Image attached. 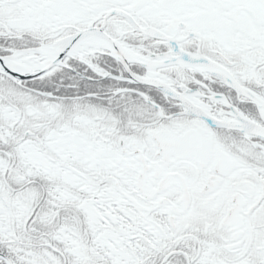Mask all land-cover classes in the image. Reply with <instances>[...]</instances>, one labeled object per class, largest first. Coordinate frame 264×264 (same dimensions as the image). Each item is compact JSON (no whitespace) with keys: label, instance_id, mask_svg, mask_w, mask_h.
<instances>
[{"label":"flooded vegetation","instance_id":"1","mask_svg":"<svg viewBox=\"0 0 264 264\" xmlns=\"http://www.w3.org/2000/svg\"><path fill=\"white\" fill-rule=\"evenodd\" d=\"M115 10L129 13L141 31L137 30L128 18L117 12L105 16L108 11ZM88 27H101L103 32L123 46L127 45L124 41L130 37L134 40L139 39L138 42L142 45L140 48L144 52L146 77L149 73L148 65L150 64L148 61L162 62L163 66L159 73L163 74V79L189 102L192 100L181 93V87L209 85L211 88H206L204 92L198 91L199 96L209 102L222 97L225 103H227L228 97L230 100L232 99V104L227 103L228 108L231 105L242 103L247 115L251 116L255 122L264 125V105L258 108L246 102L245 95L232 89L228 77L230 74L244 91L248 94L251 92L259 99L264 100V0H0V55H9L24 49L25 51L18 54L19 60L30 64L29 61L25 62V58L32 62L36 61L38 57L42 59L43 53L51 52L52 48L63 43L67 36ZM146 33L162 34L170 40L158 39L148 36ZM100 42L109 45L107 41L102 40L96 34L89 36L67 52L68 58L74 60L72 53L79 49L86 48L81 52V55L90 49L93 50L89 54L96 53L100 48L106 51L107 47L100 45ZM138 42L134 41L136 45ZM10 50L9 54H4ZM182 57L192 65H181L175 62L181 61ZM75 59L83 62L80 56ZM200 61L202 64L199 63ZM205 71H208L209 74L203 75L202 72ZM168 75L172 77H168ZM183 76L191 83H186ZM196 77L201 78L205 83H200L197 79L194 81ZM224 78H226V82ZM14 82L20 85V83ZM30 86L29 84L23 85L27 88H31ZM31 89L41 95L39 100L45 107L52 103L49 93L41 94L39 89L34 87ZM148 92L152 95L154 91L151 89ZM166 96L181 105L174 97ZM193 101H195L194 98ZM163 105L167 106L164 102ZM28 108L33 109L37 106H28ZM35 111L38 120L45 118V124H53L51 128L45 130L41 128L36 133L38 140L40 136L48 134L49 131L59 129L58 116L55 115L56 110L49 106L44 113ZM179 112L183 116H188L189 123L186 120L177 123L175 130L168 124V129L152 133L154 140L151 143L149 161L153 163L154 171L150 170L148 181L153 183L154 189L160 181L159 178L166 172H168L169 180L160 194L147 200L136 191L126 194L134 188L135 183L131 182V173L128 172L123 161H120L117 167L113 166L111 170L105 165L106 158L109 161L113 159V157L109 159L110 153L115 158H120L119 161L125 158V151L122 145L117 148V152L110 151L109 141L105 137L106 130L103 119H98L99 116L95 117L97 122L93 123L84 112L74 115L71 109H67L70 119H67L64 126L67 127L70 140H72V136H75L72 145L64 146V148H68L66 152L69 155L61 157L66 153L63 152L58 155L53 154L52 157L48 155L46 158L50 165V175H57L61 182L69 184L67 175L71 173L75 178L73 184L79 188L85 187L86 176L90 177L92 174L91 182L88 183L85 190L95 194L94 198H97L92 204L95 202L93 206L101 213L99 216L97 211L98 219L94 224L98 233L82 235L79 239H75L78 241V247L75 249L80 251L82 259H98L89 264H101L104 258H114L116 253L127 246L125 241L119 238L115 241L107 238L109 243L102 246L100 239L103 231L114 226L122 218V207L128 210L134 209L138 213L155 207L157 230H148L147 235L163 241L161 246H169L173 241H179L183 234H188L192 238L190 245L196 246L195 259H202V255L205 254L208 264H231V260L235 261L240 258L246 264H250L253 259L257 261V264L263 263L264 195L253 209L251 207L258 200L262 189L264 190V138L254 134L234 135L233 131L227 133L228 137L245 139L249 145L247 147L251 156L249 165L254 168L248 172H235L233 171L237 169L235 162L221 145L222 141L228 139L227 135L222 132L218 135L211 134L208 125L198 117L185 114L182 105ZM31 114L29 113V115ZM18 116L21 118L20 111H18ZM25 121L28 124H23V135L20 137L22 142H17L19 144L35 137V132L30 131V128L37 127L39 123L37 120L32 121L31 118H26ZM17 122L11 126V129ZM190 130L195 131L197 135L198 142L194 150L190 152L187 149L171 150L165 153L162 151L161 144L165 139L168 137L183 138ZM149 135L152 142L151 130ZM40 141H38V146L41 151L45 147L49 149L46 143ZM230 145L236 150L234 145ZM227 146L229 147V145ZM136 155L142 156L141 151L137 150ZM89 160H101L104 163L101 168L95 166L96 163L91 168L98 170L99 173L102 171L103 174L98 175V181L94 176V170L88 171L84 168L85 161L89 162ZM57 167L66 168L70 173L65 172L63 178L55 172ZM39 171L43 172L45 176L48 170L39 169ZM113 171L121 174V178L113 179L111 175ZM19 173L22 174L19 177L23 182L19 186V194L24 201L28 199V202L26 201L23 205L28 211L32 208L35 199L32 198V194L26 191L27 186L31 185V182H41L35 180L37 176L29 177L26 170H19ZM177 173L185 179L191 194L188 209L180 213H175L170 209L171 205L174 208L177 206L176 210H178L186 204L181 192L182 178H171L169 175ZM103 176L106 177L107 182L100 184ZM202 183H205V186L208 183L211 184L209 192L201 193L199 191V186ZM143 184H145V180H143ZM114 188L117 192L112 195L113 198L105 194L104 190L112 191ZM173 188L177 190V193L170 192ZM82 190L84 189L82 188ZM119 197L122 199V203L117 202ZM3 198L0 192V204H2ZM130 202L141 206L134 207ZM12 204L14 210L19 212L22 210L17 200ZM201 204L204 207H201ZM118 205L122 206L121 210L115 209ZM2 215H5L4 211L0 212V216ZM191 215L193 223L185 221L184 225L173 224L179 217L188 219ZM175 217L177 219L171 223ZM71 238L73 237H64L63 240L70 241ZM56 242L60 244L58 241ZM234 245L239 249L232 250ZM170 251L177 250L173 248ZM51 259L52 257L48 260L52 261Z\"/></svg>","mask_w":264,"mask_h":264},{"label":"trees","instance_id":"2","mask_svg":"<svg viewBox=\"0 0 264 264\" xmlns=\"http://www.w3.org/2000/svg\"><path fill=\"white\" fill-rule=\"evenodd\" d=\"M134 41L138 42L139 39L134 40L130 37L124 42L127 43V47L133 48L135 53L144 56L143 49L140 48L141 43L138 42L136 45ZM9 52L11 50L4 54H9ZM75 58L74 60L66 58V67L54 66L42 75L21 80L20 85L0 74V101L10 104L11 107L12 94H15L16 105H12L13 110L17 113L21 112L20 120L10 131V134L15 135L19 140V143L22 142L20 137L23 135V124H28L25 119L38 120L35 110L44 113L50 106L56 110L57 122L67 123V119H70L67 109H71L74 115L84 112L93 123L97 122L95 117L99 116L98 119H103L106 130L105 137L109 141L110 149L117 150L122 145L125 158L130 163L136 164L137 150L142 154H150L151 143L154 140L152 139L153 131H164V129H168V124L175 130L177 123L185 120L188 122V116L178 113L181 105L168 98L163 92L161 93L153 87L139 86L124 80L122 76H125V71L121 64L117 63L104 50L101 49L93 54L85 53L83 62H79ZM131 68L135 73L145 75L142 65L131 63ZM168 77L172 76L168 75ZM183 78L185 79L184 76ZM185 82L191 83L186 79ZM24 84L39 89L42 94L49 93L52 103L45 107L39 100L41 95L33 89L32 91L26 89L23 87ZM119 88H123L124 91L117 93ZM151 89L154 91L152 95L148 92ZM140 94H143L144 97ZM163 102L167 106H164ZM28 106H37V108L29 109ZM29 113L32 114L29 115ZM46 125L47 128H51L53 124ZM2 127L4 124L0 121V134L6 140V134ZM34 130L37 129L32 126L30 131L34 132ZM150 130L152 142L150 141ZM223 133L227 135L226 131ZM234 135L238 134L234 133ZM230 144L234 145L236 150ZM221 145L235 162L237 169L233 171L242 173L254 170L249 165L250 150H248L247 146L249 145L244 138L234 139L229 136L228 139L222 141ZM5 148V143L0 141V152H6V155H0L2 156V158L0 157V192L3 196L7 189L6 184L4 185L5 180L3 181V170L5 168L10 170L14 167L13 161L10 162L7 156L10 150H5ZM16 153L15 150V156L18 159ZM17 169L19 172L20 166ZM37 173L35 180L37 179L41 183L36 182L27 186L32 198L35 199L31 211H27L23 204L22 208L25 214L21 218L22 214L13 209V204L10 208L11 212L4 205L1 206L5 215L0 216V252L8 256L13 264H63V256L66 258V264H89L97 261L98 259H82L80 251L75 249L78 247V241L75 239H79L82 235L98 233L97 228L94 227L95 223H91L92 219L81 207L83 199L87 197L84 190L91 182L92 174L90 177L86 174V186L80 187L79 191L78 186H70L71 184L61 182L57 175L46 176L50 174L49 170L45 176L43 172L41 175H39V171ZM99 174L94 172L97 181ZM101 179L100 184L107 182L105 176ZM242 187L244 186L242 185ZM34 189L37 190L34 191ZM17 202L19 201L17 200ZM141 212L138 213L134 209L123 210L122 218L119 219L120 223L117 221L113 231L127 245L122 250L125 257L116 253L114 258H104L101 264H188V258L191 259L189 264H208L205 254L202 255V259H195L196 246L190 245L191 235L183 234L184 232L179 241L172 242L176 246L177 252L169 255V258H165L170 246H161L163 241L147 235L148 230H157L155 225L157 211ZM71 236L74 239L63 240L64 237ZM56 241L60 244H57ZM136 241L137 246L134 247ZM50 243L51 245H49ZM50 257H52V261L48 260ZM0 264L5 263L0 259ZM250 264H257V261L253 259Z\"/></svg>","mask_w":264,"mask_h":264},{"label":"rangeland","instance_id":"3","mask_svg":"<svg viewBox=\"0 0 264 264\" xmlns=\"http://www.w3.org/2000/svg\"><path fill=\"white\" fill-rule=\"evenodd\" d=\"M103 40V39H102ZM105 41V40H104ZM121 45V47L123 48V51H124V57L127 61V63L129 64V66H131V63H135V64H143V66L145 65L144 63V59H139L135 53H133V51L130 49V48H126L124 47L121 43H119ZM100 45H103L104 47H107L106 49L110 52V54H112L113 56H115V60L117 63L121 64L122 68L126 71L125 69V66L121 63V61L118 59V57L116 58V55L112 52V49H111V46L110 44H105V43H102L100 42ZM89 47V46H88ZM85 49L83 50H77V51H74L72 53V55L74 54H80L81 52L85 51ZM88 50V49H87ZM92 50V49H91ZM22 51H25L24 49H20V51H15L16 53H20ZM89 51V50H88ZM87 51V52H88ZM190 54V53H188ZM40 56V55H39ZM43 58V57H42ZM142 58V57H141ZM29 61V63H37L39 61H41V58H36V61H31L29 59H26L25 58V62ZM31 61V62H30ZM21 63H23L22 61H20ZM155 65L154 66V70L156 71H161V67L163 66V63L160 62V61H154ZM145 67V66H144ZM132 69V68H130ZM208 71H206L204 74H207ZM138 75V74H137ZM225 79V82H226V78ZM132 83H135L137 85H144V84H138L136 82H134L133 80H130ZM195 81V80H194ZM195 83V82H193ZM220 83V82H218ZM229 83V81H228ZM226 85V84H225ZM229 85V84H227ZM147 86V85H145ZM211 88V86L207 85V86H201V85H198V86H193V87H181V93L184 94L185 96H187L188 98H190L193 102V104H196L198 107H200L205 113H209L213 116H218L219 112H223V111H226L228 109V105L227 103H232V99L230 100V98L227 97V100L225 103L224 99L221 97V98H217V100H211L210 102L207 100V99H204L203 97L199 96L201 92H204V90L206 88ZM222 87H226V86H222ZM231 87L232 89L237 92L234 87H233V84H231ZM26 89L28 90H31L30 88H27L25 87ZM200 93H199V92ZM12 93V91H11ZM237 93H240V92H237ZM227 94V93H226ZM242 94V93H240ZM13 95V98H11V101H12V104H11V107H10V104L6 103V102H3V101H0V106H1V118H0V121L2 122V124H4V127H2L4 129V134H7L6 136V140L2 137V135L0 134V141L1 142H4L5 145H6V148L5 150H10L7 154L8 156V159L9 161H13L14 163V167L11 168L10 170L6 169L3 170V181L5 180V183L4 185L6 184L7 186V189L5 191V194H4V198H3V202L2 204H0V207L2 205H4V207L7 209V210H10L11 212V207H12V202L15 201V200H18L19 203H20V206H21V211L20 213L22 214V217L24 216V210L22 208V205L28 200L26 199L25 201L23 199L20 198V188L19 186H21L23 184V182H21V177H19L20 175H22L21 173L18 172V167L20 166V170H26V174L29 176V177H34L36 176L40 170H43V171H46V170H49L50 169V165H49V161L47 160L46 156H50L52 157L53 154L55 155H58V153H63V152H66L68 148H64L65 145H72V141L75 140V136H72V140L69 139L68 137V132H67V127H65L64 125H66V122L64 123H58L59 125V129L57 131H49L48 134H45V135H42L40 136V139L38 140L36 138V135L35 137H31L29 138L27 141H25L23 144H19L17 142H19V140L15 137V135L13 134H10V131L13 129H11V126L13 124H15V122H17L19 120V117H18V113L15 112V110H13V106L16 105V101L14 99V95L15 94H12ZM140 96H143V94H140ZM144 97V96H143ZM193 98L195 99V101H193ZM234 99V98H233ZM180 103V102H179ZM218 104V105H217ZM13 105V106H12ZM217 105V106H216ZM186 110V109H185ZM218 111V113L216 114V111ZM187 111V110H186ZM180 114V113H179ZM18 117V118H16ZM201 119L202 121H204L202 118H199ZM39 123L36 127L37 130H34L35 133H37L41 128H43V130H45L47 128V125L45 124V118L44 119H39L37 120ZM13 122V123H12ZM205 124H206V121H204ZM2 131V130H1ZM33 132V133H34ZM77 135H79L77 133ZM42 141L43 143H46L48 146H49V149H47L45 147V149H43L42 151L39 149V146H38V141ZM40 141V142H41ZM45 145V144H44ZM20 146V147H19ZM19 147V149H18ZM15 150L17 151L16 155H18V159L16 158L15 156ZM46 150V151H45ZM110 151H113V152H117L116 150L114 149H110ZM68 152L64 153L61 157H64L66 155H69L67 154ZM6 155V152L2 151L0 152V155ZM145 156L146 154H142V156ZM147 156V155H146ZM2 158V156H0ZM108 157V156H107ZM111 157H113V159L111 161L107 160V158L105 159V165H107L110 170L114 167H117L119 165V162L121 160L118 161V159L120 158H115V156L110 153L109 155V159H111ZM139 158V157H138ZM43 159V160H41ZM102 160V159H101ZM91 161L89 160V162H86V165L84 166V168L88 171H93L96 173V174H99L98 170L96 172L95 169H91L93 164L96 163L95 166H99L100 168L102 167V165L104 164L103 161ZM114 161V162H113ZM118 161V162H117ZM8 165V163H7ZM6 165V166H7ZM71 165V164H70ZM221 165V162L219 163V166ZM219 166H217L218 169ZM3 167V166H2ZM62 167V166H61ZM0 169H1V163H0ZM149 170L151 171H154V166L153 164L151 165V167L149 168ZM56 173L60 174L63 178L65 177V172L66 173H70L69 171H67L66 168H59L57 167V170L55 171ZM135 173L133 175H131V182L134 181L135 183ZM39 175H41V172L39 171ZM52 175V174H51ZM112 175V178H121V174H118L116 173L115 171L111 174ZM172 177H175L174 174H169ZM46 176H49L50 177V174H47ZM118 176V177H117ZM67 178L70 182H68L69 184H71L70 186H76L73 184V181H74V177L73 175L70 173L67 175ZM163 178V180H162ZM169 176H168V172H166V174H164L160 179L159 183L157 184V186L153 189V183L152 182H149L148 179H146V177L144 178L145 180V184H140L142 189H143V193L146 194V195H149L151 194V192H153L154 190H156V194H160V192L162 191L163 187L166 185V182L169 180L168 179ZM38 181V180H37ZM76 181V180H75ZM148 184H147V183ZM33 183L31 182V185ZM68 184V185H69ZM202 185H204L203 187H201ZM18 191H17V190ZM79 189V188H78ZM211 189V184L208 183L207 186H205V183H202L200 186H199V191L201 193H206L207 191L209 192ZM37 190V189H36ZM34 189V191H36ZM39 190V188H38ZM81 190V188L79 189V191ZM179 192H180V188L178 189ZM185 190L188 192V194H190V191L188 189V186L185 187ZM213 190H215V188H213ZM27 192L31 193L29 189L26 190ZM24 191V192H26ZM85 192V195L87 196L82 204H81V207H83V209L85 210V213L87 214L88 217H90L92 220H91V223H96L98 217L96 216L97 215V211L99 213V216L101 215V213L99 212V210L97 208H95L93 206V204H95V202L92 204L93 201H95L97 198H94L95 194L93 193H90L88 190H84ZM106 191L105 194L109 195V197L113 198V194L116 193L117 191L114 189L111 190H104ZM132 191H136L138 192L137 194H140L141 192L139 191L138 189V186H137V183L134 184V188H132L129 192H127L126 194H132ZM40 192V190H39ZM94 192V191H93ZM172 193H177V190H175L174 188L170 191ZM181 192L184 194V186L181 190ZM141 193L140 195L144 196V194ZM204 195V194H202ZM25 196V195H24ZM101 195H99V198ZM128 196V195H127ZM130 196V195H129ZM156 196V195H155ZM182 197V195H181ZM151 198H148L147 200H150ZM28 202V201H27ZM117 202L118 203H122V199L119 197L117 199ZM131 205H133L134 207H140L141 205L139 204H136V203H133V202H130ZM165 204V203H164ZM172 206V205H171ZM201 207H204L203 204L200 205ZM176 208H178L177 206H175ZM196 207H197V203H196ZM119 208L121 210V205H118V207H116L115 209ZM123 210H125V207H122ZM171 209V208H170ZM169 209V211H170ZM172 210V209H171ZM4 210H2V207L0 209V212H2ZM168 211V212H169ZM173 211V210H172ZM174 212V211H173ZM5 213V212H4ZM171 213V212H170ZM176 213V212H175ZM174 213V214H175ZM104 214H107L104 212ZM177 215V214H176ZM172 218V216L170 217V219ZM177 218L175 217L171 223L176 220ZM185 221H187L188 223H193L194 221L192 220V215L188 217V219L184 218V217H179L178 220H176L175 223L173 224H176V226H179V225H184ZM116 225V224H114ZM113 228L114 226H111V228H109L108 230L106 231H103L102 233V236H101V244L102 246H104V244H107L109 243L107 238H111L113 239L114 241L118 239V234L113 231ZM155 239V237H153ZM120 239V238H119ZM171 245H169V250L170 249H173V248H176L175 245H173L172 243H170ZM168 246V245H167ZM111 249V248H110ZM236 249H239V247H236V245L232 246V250H236ZM263 251H264V247H262ZM169 252V251H168ZM177 252V251H176ZM176 252H171L169 254H166V257L169 258V255L171 254H174ZM264 253V252H263ZM119 254H122V256L124 255L125 257V253L121 250L119 251ZM237 259V258H236ZM248 259V258H247ZM242 259H237V260H231V264H246V262H242L241 261ZM263 261H264V257H263ZM225 264V263H224Z\"/></svg>","mask_w":264,"mask_h":264},{"label":"water","instance_id":"4","mask_svg":"<svg viewBox=\"0 0 264 264\" xmlns=\"http://www.w3.org/2000/svg\"><path fill=\"white\" fill-rule=\"evenodd\" d=\"M120 13L122 16L128 18L131 23L136 27V29L140 30L141 31V28L139 27V25L135 22V20L132 19L131 15L129 13H125L123 11H120V10H115V11H109L107 12V14L105 16H107L108 14H111V13ZM99 35L101 36L105 41H107L110 46H111V49H112V52L114 54H116V58L118 57V59L121 61V63L125 66V69H126V73L128 75V78L127 80H133L134 82L138 83V84H144V85H147V86H153L157 89H159L160 91H163L164 93L166 94H169L171 96H174L177 98V100L181 103V105H183L184 107L187 108V112L191 115H194L195 117H200L202 119H204L206 122H211L213 121L212 117L210 115H206L205 113H203L196 105L194 106L193 104H191L185 97H183L181 94H179L175 89H172L168 84H165L164 82H160V81H157V80H154V79H146V77H143V76H139L135 73H133L130 69V66L129 64L127 63L125 57H124V53L121 52L120 48H121V45L119 43H116L108 34H105L102 30H101V27H98V28H86L84 29L83 31H80V32H76L74 33L73 35L71 36H67L65 39H64V43L59 46L54 54H53V57L52 59H50L49 61L43 63L41 66H37V67H27L23 64H19L17 63L16 61L12 60L11 58H8V57H5V56H1L0 55V73L5 75V76H8V77H11L13 80H21V79H27V78H32L34 76H38L40 74H42L43 72L53 68V66L55 65H63L62 62H63V59L65 57V55L67 54V52L72 48L74 47V44L82 39H84V37H88V36H92V35ZM148 36H152V37H155V38H162V39H166V40H170V38L168 37H165L164 35L162 34H157V35H154V34H151V33H146ZM202 61H200L199 63H201ZM229 81H232L233 83V87L234 89L237 91V92H240L242 93L243 95L245 96H248V93L246 91L243 90V88H241V86L239 84H237L231 77V79H229ZM249 124H252L254 125L256 128L258 129H262L264 130V127L263 126H260L258 124H255V123H252L250 122ZM221 125V124H220ZM223 127H226V128H231V129H235V130H240L243 131L242 129H244V125H240V126H232V125H224L222 124ZM164 142H169V140H164ZM163 143V142H162ZM141 174L139 173V176L135 178V183H137V186H138V189L141 193H143V189L141 187L140 184L141 181H140V176ZM175 176H178V175H175ZM180 179L181 177L178 176ZM163 180V178H162ZM183 182V185L185 183V181H183V179L181 180ZM185 185H184V194H183V200L187 202L188 200V197H189V194L188 192L185 190ZM144 194V193H143ZM156 195V190H154L153 192H151V194L149 195H146L144 194V199H148V198H153L155 197ZM264 195V190L262 189V192L261 194L259 195V197L257 198L258 200L254 203V205L251 207V209L254 208V206L257 205V203L259 201H261V198L262 196ZM186 206L187 204L181 208V209H178L176 210V208L172 207L171 206V209L176 212V213H180V212H183L185 209H186ZM149 211L152 210V208H147ZM0 259L3 260L5 262V264H12L10 258L8 256H6L5 254H2L0 252ZM63 264H66V260H65V257L63 256Z\"/></svg>","mask_w":264,"mask_h":264},{"label":"bare ground","instance_id":"5","mask_svg":"<svg viewBox=\"0 0 264 264\" xmlns=\"http://www.w3.org/2000/svg\"><path fill=\"white\" fill-rule=\"evenodd\" d=\"M120 50L122 53H124L122 47L120 48ZM245 98L247 99L246 102H248L250 105L252 104V105L257 106L258 108L264 105V100L259 99L251 92L248 94V96H245ZM212 119L213 121L211 122L207 121L206 123V125H208V127L210 128L211 134L218 135V133L220 132L223 133L226 131L228 133L229 131H233L234 133H237L238 135H240V133L243 135H250V134L253 135L254 134L258 137L264 138V130L262 129L260 130L256 128L254 125L249 124V123L252 122V123L258 124L263 127L264 125L255 122L253 118H251V116L247 115L242 103L238 105L234 104V105L229 106V108L226 111L219 113L218 116L212 117ZM222 124L228 125V126L229 125H232V126L244 125V129H242L243 131H241V129L240 130H235L231 128L228 129L226 127H223ZM166 140H169V142H163L161 144V149L164 153L171 151V150L176 151V150H181V149H185V150L187 149L190 152L195 149L197 142H198L196 132L193 130L188 131L186 136H184L183 138H176V137L169 138L168 137V139ZM149 155L147 156L136 155L135 156V160L137 161L136 164L130 163V161L126 158L121 160L126 164L128 172L131 173V175H133L134 172H136L135 178L139 176V173L141 174L140 175L141 183H143V180L145 177L146 179H149L148 175L151 172L149 168L153 164V163H150L149 161L150 160ZM113 179L118 180L119 178L113 177Z\"/></svg>","mask_w":264,"mask_h":264}]
</instances>
